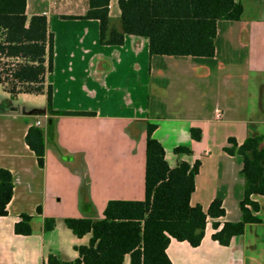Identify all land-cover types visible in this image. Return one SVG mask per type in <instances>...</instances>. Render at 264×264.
Wrapping results in <instances>:
<instances>
[{"label":"crops","instance_id":"crops-1","mask_svg":"<svg viewBox=\"0 0 264 264\" xmlns=\"http://www.w3.org/2000/svg\"><path fill=\"white\" fill-rule=\"evenodd\" d=\"M236 1L241 20L219 21L215 57L199 58L151 56L148 39L134 36L101 45L99 21L81 19L87 0H27L28 21L45 16L53 34L47 84L54 111L86 114L50 116L46 95L0 94V170L14 180L8 214L0 217V264H44L50 254L74 261L75 247L88 245L91 234L78 238L67 218L101 219L111 200L143 201L149 123L171 168L200 162L192 206L207 211L220 198L226 211L209 220L199 247L172 239V264H264V197L254 198L261 223L247 225L229 246L212 238L214 222L221 228L242 220L243 159L223 152L228 139L241 144L264 135V0ZM109 10L120 28L118 0ZM37 121L46 134L43 168L25 141ZM191 129L201 130L200 141ZM180 146L192 154L176 155ZM24 214L33 217L28 236L15 233ZM46 219L55 220L53 230H45Z\"/></svg>","mask_w":264,"mask_h":264},{"label":"trees","instance_id":"trees-1","mask_svg":"<svg viewBox=\"0 0 264 264\" xmlns=\"http://www.w3.org/2000/svg\"><path fill=\"white\" fill-rule=\"evenodd\" d=\"M90 8L81 19L98 20L100 44L121 46L126 36L146 38L151 56H190L213 58L219 21H240L243 6L236 0H118L121 11L117 28L110 17L112 0H87ZM27 0H0V86L16 97L20 94L46 95L50 116L85 115L57 112L53 109V89L47 77L53 71V34L45 16H26ZM48 133L53 134L52 119ZM156 124H148L146 139L145 198L143 201L108 202L103 218H67L66 226L78 238L91 234L88 245L77 246L79 257L68 261L50 254L44 264H172L167 248L172 239L199 247L210 219L226 216L223 201L216 198L207 211L192 206L200 162H186L171 168L165 150L153 134ZM45 131L40 126L29 129L25 141L34 152L38 166H45ZM194 141H200V129H191ZM176 155H190L192 150L177 147ZM223 152L243 159L241 175L244 196L240 203L242 220L214 222L213 240L229 246L242 236L249 224H259L260 204L264 197V135L249 136L243 143L229 138ZM14 180L10 171L0 170V217L8 214L13 198ZM41 214V208L37 209ZM33 217L21 215L15 225L17 235L33 233ZM54 219L45 220V230L55 228ZM220 228V229H219Z\"/></svg>","mask_w":264,"mask_h":264},{"label":"rangeland","instance_id":"rangeland-1","mask_svg":"<svg viewBox=\"0 0 264 264\" xmlns=\"http://www.w3.org/2000/svg\"><path fill=\"white\" fill-rule=\"evenodd\" d=\"M4 91H5V90L3 89V87L0 86V94H3ZM203 200H205V199L203 198ZM261 204H262V212H261V215H262V217L264 218V199L261 200Z\"/></svg>","mask_w":264,"mask_h":264},{"label":"built area","instance_id":"built-area-1","mask_svg":"<svg viewBox=\"0 0 264 264\" xmlns=\"http://www.w3.org/2000/svg\"><path fill=\"white\" fill-rule=\"evenodd\" d=\"M36 126H41V122L40 121H37L36 122Z\"/></svg>","mask_w":264,"mask_h":264}]
</instances>
